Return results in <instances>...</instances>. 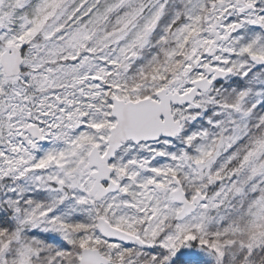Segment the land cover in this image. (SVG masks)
Returning a JSON list of instances; mask_svg holds the SVG:
<instances>
[{"label": "snow or ice", "instance_id": "1", "mask_svg": "<svg viewBox=\"0 0 264 264\" xmlns=\"http://www.w3.org/2000/svg\"><path fill=\"white\" fill-rule=\"evenodd\" d=\"M0 264H264V0H0Z\"/></svg>", "mask_w": 264, "mask_h": 264}]
</instances>
